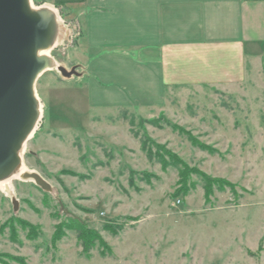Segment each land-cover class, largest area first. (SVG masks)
Segmentation results:
<instances>
[{"label":"rangeland","instance_id":"374dc122","mask_svg":"<svg viewBox=\"0 0 264 264\" xmlns=\"http://www.w3.org/2000/svg\"><path fill=\"white\" fill-rule=\"evenodd\" d=\"M45 1L32 5L55 10L62 28L47 55L69 71L83 63L82 11L70 8L62 19ZM258 48L208 51L202 60L175 56L173 81L155 108L95 105L82 68L69 79L56 69L43 73L34 89L41 121L21 160L51 190L19 180L11 196L0 190V264H264V46ZM198 173L223 185L208 182L210 195ZM73 222L102 244L95 240L86 251Z\"/></svg>","mask_w":264,"mask_h":264},{"label":"crops","instance_id":"0c3cea01","mask_svg":"<svg viewBox=\"0 0 264 264\" xmlns=\"http://www.w3.org/2000/svg\"><path fill=\"white\" fill-rule=\"evenodd\" d=\"M70 8L82 11L83 63L75 67L89 100L103 107L161 106L177 55L202 60L208 51L264 46V0H85Z\"/></svg>","mask_w":264,"mask_h":264},{"label":"water","instance_id":"95a60500","mask_svg":"<svg viewBox=\"0 0 264 264\" xmlns=\"http://www.w3.org/2000/svg\"><path fill=\"white\" fill-rule=\"evenodd\" d=\"M56 17L48 7L32 8L31 0H0V182L22 165V148L30 139L40 116L35 83L52 70L55 61L47 54L54 48ZM62 78L77 76L75 68L57 66ZM25 181L49 192L37 174L26 173ZM13 211L17 202L11 198Z\"/></svg>","mask_w":264,"mask_h":264},{"label":"trees","instance_id":"16d2710c","mask_svg":"<svg viewBox=\"0 0 264 264\" xmlns=\"http://www.w3.org/2000/svg\"><path fill=\"white\" fill-rule=\"evenodd\" d=\"M84 1L85 0H50V4L54 7V8H56L57 10H58V12H59V14H60V17L62 18V19H66L67 17H69L70 15H71V13H72V10L70 9V6L71 5H73V4H80V3H84ZM32 3L34 4V5H36V6H39V5H41V4H43V3H47V1H45V0H32ZM75 18H73L71 21H73ZM66 24H68V23H66ZM65 43L64 42H62L60 45H59V48H61V50H65L64 48L66 47L65 45H64ZM62 51V52H63ZM52 53H54V52H52ZM63 54H65V53H63ZM53 57H55V55L53 56ZM75 69L77 68V67H74ZM79 76H80V74H78ZM180 132H183V131H181L180 129H178ZM188 140H189V142L191 143V145L192 146H196V147H200V145H198L196 142H195V140L193 139V138H191L189 135H188ZM146 143H147V141H141V147H142V151H144V152H146L147 153V156H148V158L151 160L153 157H152V155L149 153V151H147V148H146ZM157 148H159V150H161V152L162 153H164L165 154V156H166V158L168 159V160H171L175 165H178V166H180L182 169H183V171L184 170H186L185 168H184V164H183V162L181 161V159L180 158H178L177 156H175L173 153H171V152H169V151H167V150H165L164 148H160V147H157ZM159 162L161 163V165L163 166V167H165L166 165H165V162H163L162 160H159ZM179 173L180 174H182V171H179ZM197 175H200V177H202V179H203V181H204V186H205V188L206 189H208V191H209V194L211 195V190H209V186H208V182H210V183H214V182H216V184H222L223 185V182H219V181H211L209 178H207L205 175H203V174H201V173H198ZM227 186L228 187H230V189L232 190L233 189V187L231 186V185H229V184H227ZM212 187H210V189H211ZM75 225H76V232L78 233V235H79V238L83 241V243H84V248H85V250L86 251H88V249H89V247H90V245L92 244V242L94 241L95 242V240L99 243V244H102L101 243V240L99 239V237H98V235H96V234H94V232H91V231H86L85 229V231H83V227H82V225L79 223H75V222H73ZM92 235V236H91ZM56 239V238H55ZM93 242V243H94Z\"/></svg>","mask_w":264,"mask_h":264},{"label":"bare ground","instance_id":"6f19581e","mask_svg":"<svg viewBox=\"0 0 264 264\" xmlns=\"http://www.w3.org/2000/svg\"><path fill=\"white\" fill-rule=\"evenodd\" d=\"M32 8L33 5H32ZM34 9H39V8H34ZM53 11V10H52ZM53 13L55 14V17H56V24H57V35H56V39L54 41V47H56L60 41H61V37H62V28H61V22H60V19H59V16L57 14V12L54 10ZM46 51H42L40 52V55L42 56H46ZM58 64L55 63L53 66V69L52 70H55L57 68ZM41 121V108H40V116H39V119L37 121V124L35 126V129L34 131L30 134V138L33 136V134L35 133V131L37 130L38 126H39V123ZM24 146L22 148V151H21V154L23 153L24 151ZM26 173H30L29 171L26 170V168H24L22 165L20 166V168L15 171L10 177H8L7 179L3 180L0 182V190L5 192V194H7L8 196H11L12 195V189H11V186L10 184L12 183V181L14 180H19V181H22V182H25V180L22 179V176Z\"/></svg>","mask_w":264,"mask_h":264}]
</instances>
